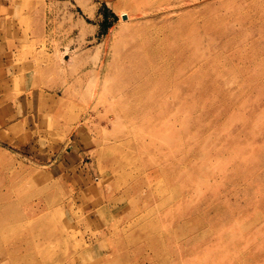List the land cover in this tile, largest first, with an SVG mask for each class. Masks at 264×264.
Listing matches in <instances>:
<instances>
[{"label":"rangeland","instance_id":"374dc122","mask_svg":"<svg viewBox=\"0 0 264 264\" xmlns=\"http://www.w3.org/2000/svg\"><path fill=\"white\" fill-rule=\"evenodd\" d=\"M3 6V56L29 71L0 88V184L52 185L63 231L51 245L34 238L36 218L17 220L3 240L25 243L20 264L161 262L156 237L129 253L120 245L143 161L178 175L180 199L166 211L154 201L136 220L196 227L187 251L179 232L184 264H264V0Z\"/></svg>","mask_w":264,"mask_h":264},{"label":"bare ground","instance_id":"6f19581e","mask_svg":"<svg viewBox=\"0 0 264 264\" xmlns=\"http://www.w3.org/2000/svg\"><path fill=\"white\" fill-rule=\"evenodd\" d=\"M115 162L119 163L120 161L115 159ZM146 162L143 161L141 168L136 170L137 172L132 175L133 183L128 186L129 192L131 191L135 195V202L132 206V210L128 213L126 212V214H129L130 220L129 225L121 229L122 240H120V245L123 247L125 246L129 253L131 252V248L134 249L136 246L140 248L141 246L139 245L145 244V241L149 238L156 237L162 242L160 253H164V256L160 257L162 260L161 262L159 261L154 264H184L183 259L187 257V255H183L180 248H176L178 244L181 245L182 243L181 238L180 241L178 238L180 237L179 232L180 234L183 233V239H187L184 243V251H187L188 249H192L193 246L200 241V236L196 234L198 230L195 229L196 227H190L187 223H184L182 226L179 222L181 219L180 216H175L173 220L168 223L166 222L165 228H162L163 225L156 220V223L153 220H151L150 223L147 222L148 226L143 223L140 224L136 220V216L142 213H145V216L149 215L147 209L155 204L154 201L162 202L163 205L161 204L162 206L159 208H163V210L166 211L170 207H175L180 199V194L173 189L174 186L179 184L180 179H178V175H175V178H172L168 175L169 172L164 167H155L153 164ZM145 165L148 166L145 167ZM172 173L175 174L176 172ZM157 180L158 182L165 180L167 186L160 189L155 188L154 185L152 187L153 182ZM145 185H147V187L148 185L150 186V190L148 192L145 191L146 196H144L143 190V186ZM35 188L37 189H30L27 182H22L19 183L16 188H7V190H5V184H0V264H20V262H22V259H20L18 254L24 251L25 243L17 237H14V239L3 240L9 233H15V222L19 219L28 220L30 218H36L39 227L34 231V233H36L34 234V238L36 236L37 239L38 237L43 239L46 236H50L51 242L47 239L49 244L56 240L60 243L61 238L59 233L63 231L60 229L58 222V220L60 221V218L55 209L59 203L53 199L55 196L53 186H44L40 181H36L34 189ZM24 199L30 200L23 203ZM13 201L17 203V210H10L8 208V205ZM21 209L23 210V213L20 215L18 214V211ZM168 220L169 219L167 218V221ZM55 224L57 225L54 226ZM115 229L117 230L118 228L116 227ZM193 233H195V235ZM64 240L65 242L67 241V239ZM202 240L205 241V238H202ZM27 244H29V241L26 245ZM37 251L38 253H42L39 252V250ZM51 252L52 258H48V263L51 261L53 263L57 259L53 258L56 256V248L51 247ZM176 255L178 257L177 260L175 259ZM149 260L150 262H153L154 258L152 257Z\"/></svg>","mask_w":264,"mask_h":264},{"label":"crops","instance_id":"0c3cea01","mask_svg":"<svg viewBox=\"0 0 264 264\" xmlns=\"http://www.w3.org/2000/svg\"><path fill=\"white\" fill-rule=\"evenodd\" d=\"M7 11V7L3 6V8L0 9V19H1V13ZM12 42L8 40V23L5 21L0 20V88H6L7 89V79L10 77H13V75L15 76V74L17 72H19L21 75H24V77L26 75H28V71L29 69L27 67H22L19 68L18 70H10V68H8V58H6L5 53L7 54L8 57V46L9 44H11ZM2 96V95H1ZM2 102V101H0ZM8 120L5 118V120H1L0 125L4 126L7 125Z\"/></svg>","mask_w":264,"mask_h":264}]
</instances>
